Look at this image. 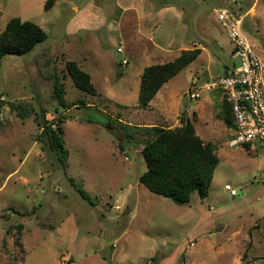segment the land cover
<instances>
[{
    "label": "rangeland",
    "instance_id": "rangeland-1",
    "mask_svg": "<svg viewBox=\"0 0 264 264\" xmlns=\"http://www.w3.org/2000/svg\"><path fill=\"white\" fill-rule=\"evenodd\" d=\"M232 1L58 0L44 12L45 0H0V32L19 18L47 35L0 62V264H264V151L229 146L233 130L212 98L219 94L184 97L192 70L214 77L237 64L213 12L238 11ZM237 2L243 34L264 62V0ZM213 40L222 60L207 64L202 54L169 80L172 103L149 119L137 103L143 68L195 46L211 51ZM67 61L90 76L97 95L73 87ZM55 77L69 110L55 99ZM182 112L219 160L208 197L193 193L187 205L139 183L150 135L127 127H179ZM59 116L64 164L39 138L38 123L54 126Z\"/></svg>",
    "mask_w": 264,
    "mask_h": 264
},
{
    "label": "trees",
    "instance_id": "trees-1",
    "mask_svg": "<svg viewBox=\"0 0 264 264\" xmlns=\"http://www.w3.org/2000/svg\"><path fill=\"white\" fill-rule=\"evenodd\" d=\"M57 1L45 0L43 11H49ZM46 39L47 35L36 24L12 18L0 32V62L7 55L22 56L30 53ZM199 54L200 49L183 50L170 62L145 67L140 76L138 106L147 108L161 87L191 64ZM232 65L234 66V63ZM64 66L74 88L91 96L97 95L90 76L77 62L67 61ZM53 79V92L58 105L69 110L70 107L64 102L61 83L57 77ZM220 117L229 129L233 128L232 109L226 100L221 103ZM64 120V116H59L54 126L38 123L41 130L40 140L46 139L48 148L61 164H64L67 157L61 127ZM179 122L180 126L175 128L127 127L135 132L150 135L141 150L146 170L139 177V183L152 194L177 205H187L193 193H197L200 200L208 197L219 160L216 146L203 142L184 112L181 113ZM243 148L248 151L247 147ZM78 192L84 200H88L82 190L79 189Z\"/></svg>",
    "mask_w": 264,
    "mask_h": 264
},
{
    "label": "built area",
    "instance_id": "built-area-1",
    "mask_svg": "<svg viewBox=\"0 0 264 264\" xmlns=\"http://www.w3.org/2000/svg\"><path fill=\"white\" fill-rule=\"evenodd\" d=\"M232 3L239 8L237 0ZM238 11L227 7L213 10L218 25L232 45L231 58L237 64L230 73L201 86L193 83L185 97L193 103L204 93L221 92L224 100L231 105L233 115V138L229 146L247 147L249 152L264 151V62L243 34L246 14ZM117 52L122 53V50L118 48ZM121 64L127 65V60L123 59ZM235 194L230 192L231 196Z\"/></svg>",
    "mask_w": 264,
    "mask_h": 264
},
{
    "label": "crops",
    "instance_id": "crops-1",
    "mask_svg": "<svg viewBox=\"0 0 264 264\" xmlns=\"http://www.w3.org/2000/svg\"><path fill=\"white\" fill-rule=\"evenodd\" d=\"M238 9H240V8H238ZM244 14H246V13H244ZM137 36H138V38H141V36H140V34H137ZM141 39H139V40H134L133 42L134 43H137L138 41H140ZM142 42V41H141ZM212 44H213V46H212V50L211 51H208L207 50V48L205 47V46H195V48L194 49H200V54H199V56L196 58V59H198L199 57H201L202 56V54H205L206 55V57H207V64H208V62H212L213 61V58H215L216 59V57H218V59L219 60H222V57L219 55H217V54H212V53H215V51L217 52V51H221V52H225L224 51V49L218 44V42H217V40L215 41V40H213L212 41ZM132 46H133V44H132ZM133 48H136L135 46H133ZM135 51H137V50H135ZM183 51V50H182ZM157 53L158 54H161L162 55V51H159V49L157 50V52H154V54L155 55H157ZM231 53H232V45H231V48L228 50V54L230 55V57H231ZM139 55V54H138ZM215 55H216V57H215ZM212 56V57H211ZM177 58V57H176ZM195 59V60H196ZM194 60V61H195ZM194 61L191 63V64H189L186 68H188V67H191V65L194 63ZM164 64V63H163ZM235 65V64H234ZM145 67H147V66H145ZM144 67V68H145ZM143 68V69H144ZM207 68V67H206ZM232 68H233V65L231 66V67H227V66H224V69H223V72L222 73H220L219 75H217V76H210V74H208V70H205L204 71V69H201V70H199L198 68H196V69H194V70H192L193 71V73L191 74V75H193L192 76V78H191V82H190V87H191V85H194L193 83H195L196 84V86L198 85V86H201L203 83H205V82H208V81H211L212 79H215V78H217V77H220V76H222V75H224V74H228V73H230L231 72V70H232ZM198 70H199V72H198ZM143 72V71H142ZM142 72H141V74H142ZM119 73H121V71L119 72ZM198 73H201V75L200 74H198ZM141 74H140V76H141ZM202 81V82H201ZM199 83H201V84H199ZM167 84H168V82L167 83H165L162 87H161V89L157 92V94L155 95V97H154V99L151 101V103L149 104V106L147 107V108H149V110H148V113H149V119H154L153 118V116L156 114L155 113V111H157V112H159V113H162V111H163V108H166V106H165V103H168V104H170V103H172V101H171V98H172V94H168V92L166 91V86H167ZM190 87H189V89H190ZM188 89V90H189ZM187 90V91H188ZM212 93H216V94H219V96L218 97H215V96H212V98L213 99H216L217 98V100L219 101V99L218 98H220V100H221V102H220V104L222 103V101L224 100V96H223V94L221 93V92H218V91H214V92H212ZM185 97V96H184ZM168 101H171L170 103L168 102ZM175 104H176V102H173V107H175ZM213 106H214V101H213ZM220 113H221V105H219V111H218V113H217V115H220ZM192 114V113H191Z\"/></svg>",
    "mask_w": 264,
    "mask_h": 264
}]
</instances>
